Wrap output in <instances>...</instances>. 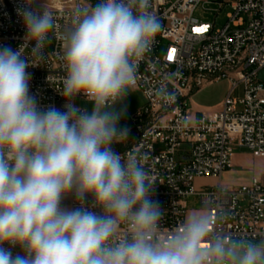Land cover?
I'll return each mask as SVG.
<instances>
[{"label":"clouds","instance_id":"obj_1","mask_svg":"<svg viewBox=\"0 0 264 264\" xmlns=\"http://www.w3.org/2000/svg\"><path fill=\"white\" fill-rule=\"evenodd\" d=\"M150 9L151 0H88L72 10L58 90L65 111L39 108L26 71L43 58L56 13L48 0L17 9L25 43L0 46V264H264V240L221 230L224 214L211 203L162 234L147 155L113 148L130 131L116 105L163 27ZM77 96L90 111L70 102ZM69 194L78 207H62Z\"/></svg>","mask_w":264,"mask_h":264},{"label":"built area","instance_id":"obj_2","mask_svg":"<svg viewBox=\"0 0 264 264\" xmlns=\"http://www.w3.org/2000/svg\"><path fill=\"white\" fill-rule=\"evenodd\" d=\"M23 3L0 0V46L17 50L25 43L26 29L17 12ZM83 3L69 0V6L51 7L56 13V27L50 34L55 48L49 52L45 47L42 59L32 57L37 66L26 69L31 73L30 95L42 110L51 106L66 110L69 101L58 91L66 75L63 33L72 10ZM201 3L216 4L219 11L230 7L228 24L215 30L214 25L194 19ZM150 10L163 27L139 63L133 86L143 91L146 104L131 118V143L115 151L147 155L145 167L156 181L152 199L164 212L162 234L180 225L187 200L196 197L201 207L211 203L224 214L218 226L224 232L249 241L264 240V183L258 176L234 187L220 181L232 167L236 148L264 158V81L259 79L264 70V0H151ZM222 79L230 81L231 89L219 111L202 116L187 112L193 89ZM240 85L243 96L238 98ZM76 98L70 101L74 105ZM200 178L219 182L197 188ZM69 203L70 209L79 206L74 194H69ZM91 204L89 196L86 206ZM12 250L21 252L19 247Z\"/></svg>","mask_w":264,"mask_h":264},{"label":"rangeland","instance_id":"obj_3","mask_svg":"<svg viewBox=\"0 0 264 264\" xmlns=\"http://www.w3.org/2000/svg\"><path fill=\"white\" fill-rule=\"evenodd\" d=\"M88 2V0H83ZM42 2V0H39ZM95 3V0H90ZM49 5L55 6L57 4H64L69 6V0H48ZM38 5V4H37ZM218 5L201 3L195 9L193 13L194 19L201 23L212 24L215 30L224 28L229 22V15L233 12L230 7L219 11ZM165 47V42L162 44V49ZM47 51L51 52L55 48V41L51 36L49 43L46 46ZM259 79L264 81V70L260 72ZM231 89V83L227 79L213 81L211 83H205L201 89L193 91L188 97L187 112L193 116L208 115L215 111H219L222 107L224 100L226 99ZM236 96L241 98L243 96V85H240L237 89ZM146 104V96L142 90L130 89L129 94L123 102L116 105L117 110L126 109L125 115L119 121V127H127L130 131L128 133L127 141L122 144H114V150L128 146L132 140L131 131L134 128V123L131 118L137 114ZM75 106L81 109L91 110V104L86 103L84 99L77 97L75 100ZM231 174L229 178L222 177V184L236 186L239 182L248 181L254 176H258L264 183V158H259L247 148H236L232 158ZM197 180L195 186L197 188L203 185H213V180ZM62 207L69 208L68 196L63 199ZM201 208L200 203L196 197H191L186 202V209L188 215L192 210ZM70 209V208H69ZM256 240L252 242H259Z\"/></svg>","mask_w":264,"mask_h":264},{"label":"crops","instance_id":"obj_4","mask_svg":"<svg viewBox=\"0 0 264 264\" xmlns=\"http://www.w3.org/2000/svg\"><path fill=\"white\" fill-rule=\"evenodd\" d=\"M193 91H197V89H193L191 92H190V94L193 92ZM189 94V95H190ZM125 147H122V148H118L117 150H123ZM230 174H231V170H229V171H227V172H225L223 175H222V177H225V178H229L230 177ZM222 177H221V179H222ZM221 179H220V181H221ZM197 180H207V178H200V179H197ZM208 180H213L214 181V184L213 185H216V184H218V182H219V180H217V179H213V178H209ZM250 180V179H249ZM244 182H246V181H241V182H239L236 186H238V185H240V184H242V183H244ZM225 185H227V184H225ZM228 186H231V185H228ZM232 187H234V186H232ZM68 198H69V195H68ZM69 208H70V203H69Z\"/></svg>","mask_w":264,"mask_h":264},{"label":"snow or ice","instance_id":"obj_5","mask_svg":"<svg viewBox=\"0 0 264 264\" xmlns=\"http://www.w3.org/2000/svg\"><path fill=\"white\" fill-rule=\"evenodd\" d=\"M198 31H200V30H198ZM169 58H171V57H169Z\"/></svg>","mask_w":264,"mask_h":264}]
</instances>
